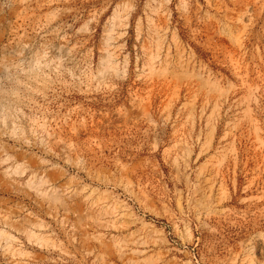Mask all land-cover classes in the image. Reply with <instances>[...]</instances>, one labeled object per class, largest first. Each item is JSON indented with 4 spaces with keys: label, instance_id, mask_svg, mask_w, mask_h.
<instances>
[{
    "label": "rangeland",
    "instance_id": "1",
    "mask_svg": "<svg viewBox=\"0 0 264 264\" xmlns=\"http://www.w3.org/2000/svg\"><path fill=\"white\" fill-rule=\"evenodd\" d=\"M0 264H264V0H0Z\"/></svg>",
    "mask_w": 264,
    "mask_h": 264
},
{
    "label": "bare ground",
    "instance_id": "2",
    "mask_svg": "<svg viewBox=\"0 0 264 264\" xmlns=\"http://www.w3.org/2000/svg\"><path fill=\"white\" fill-rule=\"evenodd\" d=\"M154 67V66H153ZM257 139V138H256ZM261 147H262V144H261ZM9 240H11V239H9Z\"/></svg>",
    "mask_w": 264,
    "mask_h": 264
}]
</instances>
